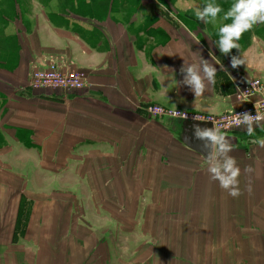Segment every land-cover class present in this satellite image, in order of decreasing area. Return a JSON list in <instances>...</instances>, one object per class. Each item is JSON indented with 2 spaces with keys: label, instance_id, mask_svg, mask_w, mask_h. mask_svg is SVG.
Here are the masks:
<instances>
[{
  "label": "crops",
  "instance_id": "0c3cea01",
  "mask_svg": "<svg viewBox=\"0 0 264 264\" xmlns=\"http://www.w3.org/2000/svg\"><path fill=\"white\" fill-rule=\"evenodd\" d=\"M207 2L0 0V264H264V147L246 128L226 132L241 168L233 197L184 141V120L145 109L217 115L264 80V24L224 55L219 22L177 19ZM201 57L217 68L202 94L169 80ZM52 64L83 71L84 87L32 89Z\"/></svg>",
  "mask_w": 264,
  "mask_h": 264
},
{
  "label": "clouds",
  "instance_id": "9594fccd",
  "mask_svg": "<svg viewBox=\"0 0 264 264\" xmlns=\"http://www.w3.org/2000/svg\"><path fill=\"white\" fill-rule=\"evenodd\" d=\"M221 13H223L221 15ZM194 16L197 20L204 24L217 25L218 39L215 41L216 48L220 54L228 55L233 49L240 48V38L244 32L251 30L258 23L264 24V0H234L227 11H224L219 3L215 0H209L201 7L194 9ZM230 20V23L223 21ZM261 59L254 63L257 67H264V54ZM245 63V60L238 58L236 55L231 56L232 67H237ZM224 67V66H223ZM169 75V80L177 85L180 84L190 86V90L195 95H200L205 90V81L215 83L217 68L214 64L208 62L207 59L201 57L200 64L183 65L180 68V73L183 79L178 81L175 78V73ZM163 79V77H161ZM168 85L163 86L161 93L166 95ZM194 119L198 120L194 117ZM264 113L256 112L255 115L249 112L236 114L233 123L236 125H245L247 135L254 137L253 142L261 147H264V137H257L254 125L264 129ZM193 138L202 141L200 144L204 150V162L206 170L210 174V179L218 181L219 187L226 190L229 195L236 197L240 194L239 177L241 168L237 163V159L230 155L233 151V144L227 133L220 127L213 126L201 127L199 124L194 125ZM246 172H251L250 166L244 169Z\"/></svg>",
  "mask_w": 264,
  "mask_h": 264
},
{
  "label": "built area",
  "instance_id": "2783aa9c",
  "mask_svg": "<svg viewBox=\"0 0 264 264\" xmlns=\"http://www.w3.org/2000/svg\"><path fill=\"white\" fill-rule=\"evenodd\" d=\"M85 73L80 70H61L56 65H49L36 68L30 77L29 86L32 89L49 88L61 90L66 93L79 91L85 84ZM236 99L239 106L230 111L217 115H206L199 113L184 112L176 109L166 108L162 105L148 104L145 109L150 116L171 117L181 120L208 121L220 127L223 131H235L246 128L245 125H236L233 119L236 114L249 112L255 115L256 112L264 113V80L260 77H252L243 83L236 90ZM263 124L264 121H261Z\"/></svg>",
  "mask_w": 264,
  "mask_h": 264
},
{
  "label": "water",
  "instance_id": "95a60500",
  "mask_svg": "<svg viewBox=\"0 0 264 264\" xmlns=\"http://www.w3.org/2000/svg\"><path fill=\"white\" fill-rule=\"evenodd\" d=\"M199 124L201 127H213V123L208 121H198V120H185L184 127L185 133L183 134L184 141L194 147L197 150H201L204 153V150L201 147L202 141L195 140L193 138L194 125Z\"/></svg>",
  "mask_w": 264,
  "mask_h": 264
},
{
  "label": "rangeland",
  "instance_id": "374dc122",
  "mask_svg": "<svg viewBox=\"0 0 264 264\" xmlns=\"http://www.w3.org/2000/svg\"><path fill=\"white\" fill-rule=\"evenodd\" d=\"M177 19L180 20L181 22H184L185 24H187L192 29L198 30V28L200 26H202L201 23L199 22V20H197L195 18L194 11L192 14H191V12H189V13H187V15H185V12L183 10L182 11L178 10ZM200 261H201V259H200ZM161 264H168V261H161Z\"/></svg>",
  "mask_w": 264,
  "mask_h": 264
}]
</instances>
